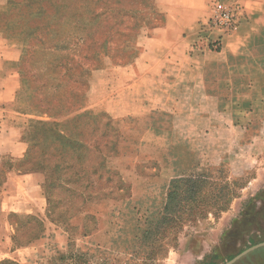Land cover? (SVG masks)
I'll list each match as a JSON object with an SVG mask.
<instances>
[{
	"label": "rangeland",
	"instance_id": "1",
	"mask_svg": "<svg viewBox=\"0 0 264 264\" xmlns=\"http://www.w3.org/2000/svg\"><path fill=\"white\" fill-rule=\"evenodd\" d=\"M159 1L164 0H0V30L9 39L22 43L23 86L37 109L38 118H29L26 129L33 122L49 120L47 115L40 116L41 104L55 115L56 123H61L68 111H74L69 118L74 120V125L70 126L73 131L66 135L71 138L70 144L62 143L60 138L56 141L43 137L30 153L33 159L39 158L50 146L54 160L50 167L66 169L61 174L65 182L57 174L61 171L48 169L49 178L43 186L49 201V216L61 225L77 213V205L85 198L95 202L99 195L121 198L131 194L116 172L99 169L106 165L108 151L111 155L117 153L119 136L113 127L112 115L103 107H90L89 91L95 86L99 98L108 97L105 84L111 82L112 91L123 85L121 76L124 75L110 70L111 64L129 65L141 58L139 37L162 24V15L156 11ZM236 28L228 34L217 33L230 41L238 35H234ZM246 34L248 32H242L241 36ZM131 40L134 44H128ZM227 49H224L228 51L227 57L205 65L211 72L204 76V81L213 83L216 89L175 91L178 95L175 110L189 134L181 139L197 151L198 161L209 170V183L202 195L210 199L204 203L210 208L200 206L205 211L202 209L199 216L198 197L194 201H183L179 218L160 226L157 217L130 216L135 228L140 223L142 230L151 233L142 249L128 255L121 252L131 237H134V245H139V234L125 232L115 236L114 246L109 243L113 250L92 252L77 247L70 255L57 256L47 264H191V250L200 249L204 258L199 262H203L219 250L224 236H228L229 244L220 252L235 257L264 243V234L257 230L258 226L264 231V183L242 207V211L249 209L250 215L255 217L253 222L241 221L242 212L233 221L231 213L223 214L226 206L230 212L239 206L236 199L241 198L252 174L243 169L250 162L245 161L242 152L255 141L259 144L264 172V30L245 47L246 54H243L244 48L235 53ZM90 52L97 54L94 60L89 58ZM72 68L75 71H71ZM246 79L257 83L256 88L243 86L241 82ZM48 127L49 124L42 125L41 129L45 131ZM2 181L1 175L0 183ZM60 183H64L63 188ZM148 205L138 204L134 214L138 210V214L145 215ZM192 210L193 214L197 212L196 219ZM25 229L23 237L34 236L39 222L30 219ZM231 260L223 256L218 263L226 264ZM234 264H264V248L243 256Z\"/></svg>",
	"mask_w": 264,
	"mask_h": 264
},
{
	"label": "crops",
	"instance_id": "2",
	"mask_svg": "<svg viewBox=\"0 0 264 264\" xmlns=\"http://www.w3.org/2000/svg\"><path fill=\"white\" fill-rule=\"evenodd\" d=\"M216 2L243 8V18L234 32L239 36L230 41L221 37L219 31L205 28ZM158 6L162 24L139 37L141 58L129 65L111 64L110 70L124 75L123 85L112 91L111 82L105 84L108 97L99 98L95 86L89 91L90 107H103L111 114L119 136L117 153L108 158L105 166L117 173L131 194L86 203L62 225L49 216L43 188L45 173L20 168L31 147L25 123L29 118H38V114L32 110L23 86L22 43L9 39L0 30V264H47L57 256L70 255L77 247L92 252L113 250L115 236L125 232L139 234V245L135 246L131 237L121 252L128 255L142 249L145 231L140 223L135 228L130 216L162 217L173 181L194 179L205 173L197 151L181 139L189 134L175 110V91L216 89L213 83L204 81L211 72L205 65L227 57V48L233 53L244 48L246 54L245 47L264 30V0H164ZM242 32L248 34L241 36ZM132 42L135 41L128 44ZM241 84L255 89L257 83L246 79ZM258 145L255 141L242 152L245 161L250 162L243 169L252 174L241 198L236 199L240 202L237 210L230 212L227 206L223 213H231L232 221L264 183ZM141 203H149L147 213L140 215L136 210L134 214L135 206ZM30 219L39 222V229L34 236L23 237ZM127 220L129 225L123 230ZM190 254L191 264L204 258L200 249L195 248Z\"/></svg>",
	"mask_w": 264,
	"mask_h": 264
},
{
	"label": "trees",
	"instance_id": "3",
	"mask_svg": "<svg viewBox=\"0 0 264 264\" xmlns=\"http://www.w3.org/2000/svg\"><path fill=\"white\" fill-rule=\"evenodd\" d=\"M93 57L95 59V57H97V54L94 53L92 55V53L90 52L89 58L93 59ZM71 71H75V69L72 68ZM31 107H32V110L37 111V109H35L36 107L33 105L32 102H31ZM41 107L42 108L39 109L41 112L38 110L39 113L41 115L42 114L47 115L50 118V120L36 121L39 124H36L35 122H33L32 125H30L31 127L29 126V128L26 130V137H28V140L31 143V147L29 149V153H28V156L26 157L25 161L20 163V168H22V169L32 168L30 170H25V171L40 170V171L45 173V180L49 178V175L47 173L48 169H51L52 171H55V172H57L59 170V171H61V172L57 173V174H59V179L62 180L63 182H65V179H64L65 177L63 178V175H61V174H62V171H65L66 169H64L63 167L62 168L50 167L51 163L54 162V160H52L53 156H51L52 152H51L50 146H47L45 152H42V154L39 158L33 159L32 156L30 155V153H31V149H33L35 144H37L40 141V139H42L43 137H51V138L56 139V141H58L57 139L60 138L62 143L66 144V145H68V143L70 144L71 138L69 136H66V135L70 134L73 131V128H70V126L74 125V122H73L74 120H70L69 118H70V114L74 113V111L73 110H70L71 112L68 111L67 115H65V118L61 121V123H56V119L53 118L55 115L53 113H49V110L43 104H41ZM74 115L75 114H73V116ZM84 115L85 114H80L79 116H84ZM47 124H49V127L47 129H45V131H43L41 129V126L42 125L45 126ZM108 130L110 132V128H108ZM58 143H61V142H58ZM110 155H111V152L108 151V153L105 155V157H110ZM111 156H113V155H111ZM24 166H26L27 168H23ZM102 168L107 170V168L104 164L99 167V169L103 170ZM65 174H67V172ZM65 174H64V176H65ZM208 174H209V170L207 168H205V173L201 174L200 176H198L194 179L188 178V179H181V180L173 181V183L171 184V186L169 188V193H168V198H167V202H166V208L164 211V215L162 217H157L159 226L163 225V223H165L166 221H168L169 223L170 222L173 223V221L176 220V217L179 218L180 210L182 208L181 203L183 201H187V202L194 201V199H196V197H198L199 203L197 202V200H196V202L198 203L197 205H199L198 206L199 209L201 208L200 206H207V208H210L208 205L204 204V203H206V201L207 202L210 201V199H208L206 196L202 195L204 193V190L206 189L205 188L206 184L209 183ZM120 181H121V184L124 183L121 179H120ZM63 184L64 183H60L61 188L64 187ZM99 197L100 198H97V200H101V199L111 197V194L109 196L99 195ZM47 199H48V197H47ZM91 200L94 201L92 198L83 199L81 201V204L77 205V210H79L86 203L91 202ZM202 209L203 208L198 210L199 216H202L203 210L205 211V209H203V210ZM193 212L194 211L192 210L191 214L194 216V219H196L197 217L195 216V214H197V212L194 214H193ZM53 220L57 221L55 218H53ZM247 220L249 222L250 221L253 222L255 220V217L250 215L249 209L242 211V220L241 221L244 222ZM241 221H238L237 223H241ZM176 230H178V229H176L174 227L175 232H177ZM257 230L261 234H264V231L261 228H259L258 226H257ZM148 232L149 231H145L143 234V243L145 245H146L145 242L147 241L146 240L147 235L151 234ZM157 233L160 234L159 231ZM228 244H229L228 243V236H224L222 238V244H221V247L219 248V250H216L212 255L208 256L203 262H198L197 264H219L218 261L223 256L227 257L229 260L233 259L236 255H230L227 252L226 253L220 252L221 250H224V248H226V246ZM262 248H264V247H262Z\"/></svg>",
	"mask_w": 264,
	"mask_h": 264
},
{
	"label": "built area",
	"instance_id": "4",
	"mask_svg": "<svg viewBox=\"0 0 264 264\" xmlns=\"http://www.w3.org/2000/svg\"><path fill=\"white\" fill-rule=\"evenodd\" d=\"M212 18L206 30H217L228 34L232 32L243 18V8L239 5L216 2L212 10Z\"/></svg>",
	"mask_w": 264,
	"mask_h": 264
},
{
	"label": "water",
	"instance_id": "5",
	"mask_svg": "<svg viewBox=\"0 0 264 264\" xmlns=\"http://www.w3.org/2000/svg\"><path fill=\"white\" fill-rule=\"evenodd\" d=\"M264 247V243H261V244H258V245H255L251 248H249L248 250L244 251L243 253H241L240 255H238L237 257H235L234 259H232L231 261H229L228 263L226 264H234L235 262H237L238 260H240L243 256L255 251V250H258L260 248Z\"/></svg>",
	"mask_w": 264,
	"mask_h": 264
}]
</instances>
